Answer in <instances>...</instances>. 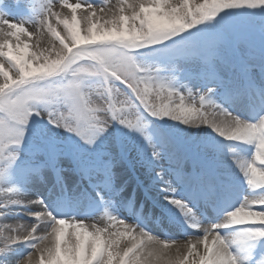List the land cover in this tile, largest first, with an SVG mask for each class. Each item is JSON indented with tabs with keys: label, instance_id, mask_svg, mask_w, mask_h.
Returning <instances> with one entry per match:
<instances>
[{
	"label": "snow or ice",
	"instance_id": "snow-or-ice-1",
	"mask_svg": "<svg viewBox=\"0 0 264 264\" xmlns=\"http://www.w3.org/2000/svg\"><path fill=\"white\" fill-rule=\"evenodd\" d=\"M0 77V264H264V0H0Z\"/></svg>",
	"mask_w": 264,
	"mask_h": 264
},
{
	"label": "bare ground",
	"instance_id": "bare-ground-1",
	"mask_svg": "<svg viewBox=\"0 0 264 264\" xmlns=\"http://www.w3.org/2000/svg\"><path fill=\"white\" fill-rule=\"evenodd\" d=\"M63 11H64L65 13H68V11L65 10V9H63ZM31 42L34 44L36 41H35V39H33ZM47 46H48V45H47L46 39H42V40H41L40 47L43 48V47H47ZM33 50H35V49H33ZM0 80H2V77H0ZM91 222H94V221H90L89 223H91ZM9 223H15V222L10 221ZM182 242H183L182 239L177 241L178 244H179V243H182ZM172 247H173V249H174V248H175V245H173Z\"/></svg>",
	"mask_w": 264,
	"mask_h": 264
},
{
	"label": "rangeland",
	"instance_id": "rangeland-1",
	"mask_svg": "<svg viewBox=\"0 0 264 264\" xmlns=\"http://www.w3.org/2000/svg\"><path fill=\"white\" fill-rule=\"evenodd\" d=\"M69 2H77V0H69ZM110 3H115V0H110ZM65 10L68 11L69 18H70V10H69V9H65ZM78 14H79V13H78ZM13 15H14V14H13ZM60 27H61V29H63V25H61ZM29 30H32L31 27L29 28ZM61 34H62V35L64 34L63 31L61 32ZM57 43H58V42H57ZM9 222H10V221H9ZM13 222H15V221H13Z\"/></svg>",
	"mask_w": 264,
	"mask_h": 264
}]
</instances>
